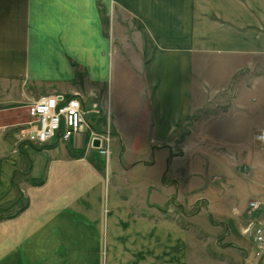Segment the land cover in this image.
I'll return each instance as SVG.
<instances>
[{"label":"crops","instance_id":"crops-1","mask_svg":"<svg viewBox=\"0 0 264 264\" xmlns=\"http://www.w3.org/2000/svg\"><path fill=\"white\" fill-rule=\"evenodd\" d=\"M56 93L80 94L94 130L99 107L107 160L88 131L36 151L20 143L26 107ZM227 116L252 137L240 153L210 134ZM259 133L264 0H0V206L18 189L27 205L0 220V264H194L195 247V264H264L251 237L222 229L221 210L249 236V201L242 211L228 186L244 161L249 198L264 194ZM203 212L213 237L197 241Z\"/></svg>","mask_w":264,"mask_h":264},{"label":"built area","instance_id":"built-area-1","mask_svg":"<svg viewBox=\"0 0 264 264\" xmlns=\"http://www.w3.org/2000/svg\"><path fill=\"white\" fill-rule=\"evenodd\" d=\"M83 98L75 93L66 96L61 93L41 96L27 106L29 120L18 129V138L30 144L42 145L57 138L69 141L73 136L88 131L89 144L106 160L110 155L112 135L109 128L98 132L86 120ZM256 139L264 143V133ZM97 141L94 146L93 142ZM249 215L256 218L248 223L244 233L250 234L264 254V201L248 203Z\"/></svg>","mask_w":264,"mask_h":264},{"label":"rangeland","instance_id":"rangeland-1","mask_svg":"<svg viewBox=\"0 0 264 264\" xmlns=\"http://www.w3.org/2000/svg\"><path fill=\"white\" fill-rule=\"evenodd\" d=\"M105 20H104L103 24L106 23ZM118 78H119V76H115L114 83L112 82L113 93H114L113 98L115 100L118 98V94L120 92L123 94V96H125V94H126L125 85H122L120 78L119 79ZM129 94H130V96L128 99L131 100L133 95H132V93H129ZM213 104H214L213 106H215L216 108H219V107L223 108V109L226 108V104H224L223 102H220V101L215 102ZM215 107L213 108L214 109L213 111L217 110ZM87 110H89V109L87 108ZM91 113H93L94 115L97 114L98 120L100 122H102L103 126H104V127L95 128L96 129L95 131L101 132V131L106 130V128H109L111 131V128L109 126L106 127V123L104 122V119L101 117V116H103V113L101 112V110H99L98 106H96V109H94V111ZM201 118H202V113L200 110L199 112H197L195 114L193 119H194V121H200ZM232 119H233V117H228V116L227 117H220L219 120L214 121L213 123H210L209 130H210V134L214 135L213 137L216 138L213 140H217V143H218V141L223 143L224 149H226V150L229 149L230 152L235 151L237 153H240L241 150H239V147L241 145L245 147V146L250 145L253 141H252L251 135H249L246 132L242 133V130H239L238 126L235 127V122ZM20 120L23 122V123H21V125H23L25 122H27L29 120V117L27 115V107H26V113L20 117ZM89 126H91V125L89 124ZM111 135H112V133H111ZM256 135H254V136L256 137ZM240 142H241V145L238 144ZM20 143L28 144L29 146L32 147V149H34V151H36V148L39 147L37 144H30V143H27V142L22 141V140H20ZM259 145L260 146L258 147V150L264 152V143L260 142ZM219 165L223 166L221 164H219ZM241 167H242L241 168L242 181L240 182V181H236L234 179H231L230 180L231 186H228V188H230L228 195H231L232 197L235 196L236 201L239 202L240 208L242 209V211H244L246 204H247V200L249 202L253 201L254 199H260V200L264 201V194H262L261 198L255 197L253 200H252V198H249L251 196L252 192L249 191L250 187H249L246 179L249 180V178H250V167L244 161L242 162ZM249 192H251V193H249ZM16 193H17V191H16ZM227 197H229V196H227ZM224 199H226V197ZM196 203L194 204L192 210L187 211V215L195 213L197 207L202 208L203 206H205L203 201H199ZM196 205H197V207H196ZM26 206H27L26 200H25L23 194L21 193L20 189H18V193L16 194L15 198H13L12 200H10L7 203L2 204L0 206V220L6 219L9 217H13V216L19 214L20 212H22L26 208ZM222 209L225 212L223 214L226 216V219H224V221L226 222V225L223 224L222 229L227 230L229 228V230H231V232H232L233 236H235V238H237V239L241 238V240L250 242L252 245H254L255 243L252 240H250L251 239L250 234H249V236L248 235L242 236L239 234L240 229L238 228L237 224L233 223L231 220L233 218V215L231 213V210L229 209V206L226 205V203H225L224 206L221 208V210ZM179 210H181V209L177 210V213H176L177 217L172 216V218L183 224V223H185L186 220L183 219ZM168 217H170V216H168ZM255 218H256V215L250 216L248 213V214H246V216H243V218L239 217V220L242 224H245V226H247L248 223L250 221L254 220ZM207 222H208L207 212L206 213L203 212L199 217L195 218L193 230L195 232V238L197 241H208L209 239H211V237H213V235H211L209 233H205ZM217 238H220V236H218ZM196 249L197 248L195 247L194 248L195 252L193 255L194 256V258H193L194 264L196 262H198V261L195 262V260L197 259ZM199 264H202V262L200 261Z\"/></svg>","mask_w":264,"mask_h":264},{"label":"water","instance_id":"water-1","mask_svg":"<svg viewBox=\"0 0 264 264\" xmlns=\"http://www.w3.org/2000/svg\"><path fill=\"white\" fill-rule=\"evenodd\" d=\"M93 144H94V146H96L97 145V141H94Z\"/></svg>","mask_w":264,"mask_h":264}]
</instances>
